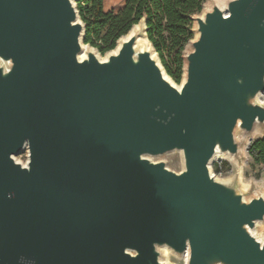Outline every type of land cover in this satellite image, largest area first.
Masks as SVG:
<instances>
[{
    "label": "water",
    "instance_id": "water-1",
    "mask_svg": "<svg viewBox=\"0 0 264 264\" xmlns=\"http://www.w3.org/2000/svg\"><path fill=\"white\" fill-rule=\"evenodd\" d=\"M209 1L177 88L145 17L80 58L76 0H0V264H264V192L210 170L264 129V0Z\"/></svg>",
    "mask_w": 264,
    "mask_h": 264
},
{
    "label": "trees",
    "instance_id": "trees-1",
    "mask_svg": "<svg viewBox=\"0 0 264 264\" xmlns=\"http://www.w3.org/2000/svg\"><path fill=\"white\" fill-rule=\"evenodd\" d=\"M204 1L124 0L114 11L105 7L104 0H77L76 7L85 25L84 44L96 47L102 54L114 49L117 40L145 17L149 42L166 73L179 82L183 51L193 37L192 16L201 12ZM165 53L172 58L175 72ZM247 151L255 163L264 165V137L253 140Z\"/></svg>",
    "mask_w": 264,
    "mask_h": 264
},
{
    "label": "rangeland",
    "instance_id": "rangeland-1",
    "mask_svg": "<svg viewBox=\"0 0 264 264\" xmlns=\"http://www.w3.org/2000/svg\"><path fill=\"white\" fill-rule=\"evenodd\" d=\"M77 1V0H76ZM225 1V0H222ZM124 0H104L105 7L107 9H113L114 11L118 10ZM209 2V0H205L202 6V10L205 8V5ZM201 10V12H202ZM199 12L198 14H201ZM196 14V15H198ZM192 28H194V21H192ZM193 33V38L195 37V33ZM91 46V45H89ZM98 55L105 56L107 52L102 54L96 47L91 46ZM189 49V44L185 46L184 53ZM166 61L169 66L174 70V64L172 62V58L168 57L165 53ZM183 68L180 76V81L175 82V80L170 77V79L174 82L175 85H179L183 79ZM262 99L264 100V93H262ZM260 137H264V129H258L255 133L251 134V137L247 138V142L245 146H243L241 150V154L239 158L235 159L233 157L220 155L213 159L210 164V170L215 175V177L219 180H233L237 181L243 192L247 196L256 195L264 192V165L255 163L252 158L249 156L247 148L249 144ZM245 141V139H243ZM157 160H164L167 162L169 168L178 171L181 168L180 158L178 152H171L156 158ZM16 160L25 164L27 161V152H23L16 156ZM264 225V224H263ZM264 230V229H263ZM165 259V258H164ZM185 258L180 256H171L169 258V263L171 264H185Z\"/></svg>",
    "mask_w": 264,
    "mask_h": 264
},
{
    "label": "bare ground",
    "instance_id": "bare-ground-1",
    "mask_svg": "<svg viewBox=\"0 0 264 264\" xmlns=\"http://www.w3.org/2000/svg\"><path fill=\"white\" fill-rule=\"evenodd\" d=\"M217 3H222V0H217ZM209 4H210V1L205 5V8L203 9V11H202V13L201 14H203V12L205 11V10H207L208 9V7H209ZM142 25V21L139 23V24H137L136 26H134L133 28H132V30H130L129 32H128V34H126V35H123L122 36V38H120L118 41H117V43H116V47L112 50V51H116L117 50V48L119 47V45H120V41L121 40H123V39H126V38H128V36L135 30V29H138V28H141L140 26ZM135 46L138 48V49H141V50H151V54H152V57H154V58H156L157 60H158V56H157V53L155 52V50L154 49H152V45H151V43L149 42V40L147 39V37H145L144 36V34H141V35H139L138 36V38H137V40H136V44H135ZM90 49H92V47L91 46H89V45H83V47H82V52H81V54H80V58H83L84 56H85V54H86V52L88 51V50H90ZM106 56V55H105ZM105 56H100L99 55V57H100V59L101 60H103L104 58H105ZM164 76H165V78L167 79V80H171L170 79V77L167 75V73H165L164 74ZM183 80H184V77H183V79H182V81H181V83L179 84V85H175L174 83V85L177 87V88H180V86H181V84H182V82H183ZM259 102L260 103H262V104H264V100L262 99V95H259ZM258 129H256L255 131H254V133L257 131ZM219 155H216V157H218ZM215 157V158H216ZM25 165V164H24ZM162 254H163V257L165 258L164 260L165 261H167V262H169V258L171 257V256H176L175 254H173L171 251H169L167 248H163L162 249ZM180 257H182V258H185V260H186V256H180Z\"/></svg>",
    "mask_w": 264,
    "mask_h": 264
}]
</instances>
